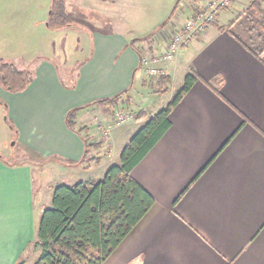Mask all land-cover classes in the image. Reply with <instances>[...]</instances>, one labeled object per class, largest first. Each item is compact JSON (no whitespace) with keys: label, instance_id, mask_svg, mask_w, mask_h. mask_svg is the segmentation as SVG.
Masks as SVG:
<instances>
[{"label":"crops","instance_id":"0c3cea01","mask_svg":"<svg viewBox=\"0 0 264 264\" xmlns=\"http://www.w3.org/2000/svg\"><path fill=\"white\" fill-rule=\"evenodd\" d=\"M74 1L78 9L71 21L77 25L60 32L65 50L72 45L70 57L65 51L54 55L58 59L40 57L35 79L9 92L6 101L22 149L56 153L66 159L56 162L87 174L81 179L76 172L56 187L102 180L187 74L200 76L171 112L170 129L131 173L154 197V206L103 264H264V1L233 0L162 65L166 79L151 78L142 65L143 57L166 48L161 23L131 35L125 18L108 9L116 0ZM206 1H188L170 26H182ZM91 11L98 22L89 20ZM166 90L173 91L172 99L156 106L152 97ZM143 92L152 96L139 100ZM118 95L113 106L95 103ZM74 108H81L75 119L77 128H85L81 133L66 124ZM123 113L133 118L121 122ZM138 114L147 118L138 120ZM32 172L30 163H0V264H17L22 255L35 256L34 264L40 256L39 247H30L50 204L37 198ZM54 188L46 195L53 197Z\"/></svg>","mask_w":264,"mask_h":264},{"label":"trees","instance_id":"16d2710c","mask_svg":"<svg viewBox=\"0 0 264 264\" xmlns=\"http://www.w3.org/2000/svg\"><path fill=\"white\" fill-rule=\"evenodd\" d=\"M50 11L49 28L64 30L76 25L67 13L66 0H52ZM251 51L257 53L252 48ZM0 76L3 85L14 92L25 89L31 81L11 62L0 64ZM198 79L200 76L195 71L187 74L171 102L142 125L123 149L120 161L108 169L102 180L55 187L52 202L43 211L39 223L36 245L40 256L34 264H103L115 253L155 204L154 197L131 173L170 129L171 112ZM120 97L95 103L110 107ZM80 109L74 108L66 116L68 128L78 133L85 129L76 127ZM146 118V114L136 117ZM8 124L11 125L9 121Z\"/></svg>","mask_w":264,"mask_h":264},{"label":"rangeland","instance_id":"374dc122","mask_svg":"<svg viewBox=\"0 0 264 264\" xmlns=\"http://www.w3.org/2000/svg\"><path fill=\"white\" fill-rule=\"evenodd\" d=\"M73 1L68 0L67 2L66 0L67 8L72 14L70 15V20L72 16L73 19H76L73 12L76 11L75 9H78L77 4L75 5V1ZM116 1V4L108 9L119 16L118 20H121L122 17L125 18V21L128 22V25H126L128 27L127 33L131 30V35L143 33L156 23H161V27L164 23H171L172 20L176 19L175 15L177 11L181 8L183 9L185 4L190 2V0H181L178 8L172 15L179 0ZM51 3L52 0H0V64L5 62L15 63L20 70H23L27 74L30 80L35 79L37 76L38 71L36 68L38 63L35 61H38L40 57L58 59L54 55H57L58 52V54L64 56V51L70 57V51H72V45L66 47V50V45L62 46L63 35H60V32L63 30H53L48 27ZM87 16L91 18L89 19L91 22H98V18H100L94 11H91V14ZM171 17L172 19L170 20ZM182 18L184 21L187 17L183 15ZM151 36L153 37L152 34ZM68 41L70 44L75 43L73 39H69ZM9 59L12 60L10 61ZM29 59L31 60L29 61ZM56 62L60 66L59 72L63 81L69 82L70 80L66 76L65 68L58 60ZM9 92L16 93L3 85L0 76V163L9 166L30 163L33 170L34 192L37 198L49 199V204H51L52 196L50 193V195H46L47 190H52L53 187H56L60 180L71 181L73 179L72 176L76 172L79 173L81 179H87L84 178L87 177V174L81 171V169L56 162L57 159L66 161L65 158L57 156L56 153L50 154L51 156L48 157L49 155L41 156V151L40 154L29 146L22 149L20 146L22 134L18 132L16 127L14 128L8 111L6 101ZM167 92H164L165 95H155V97H152L156 101L153 103L158 106L164 100L170 101L173 98H171L173 91L171 93ZM140 94L139 100H144L151 95L149 93L144 94V92ZM8 121L11 125L8 124ZM36 244L37 241L32 243L30 247L31 251H35ZM34 258L35 256H19L17 264H32Z\"/></svg>","mask_w":264,"mask_h":264},{"label":"built area","instance_id":"2783aa9c","mask_svg":"<svg viewBox=\"0 0 264 264\" xmlns=\"http://www.w3.org/2000/svg\"><path fill=\"white\" fill-rule=\"evenodd\" d=\"M232 1L233 0H208L202 4L182 26L172 27L170 24H167L159 29V35L165 39L167 45L164 51L149 58H142V65L147 67L149 76L151 78L167 77L168 70L162 65L175 60L177 53L183 47L188 46L193 39L201 35L210 25L215 23L217 15L222 10L229 8ZM132 118V113L119 114L118 117L121 122L128 121Z\"/></svg>","mask_w":264,"mask_h":264},{"label":"water","instance_id":"95a60500","mask_svg":"<svg viewBox=\"0 0 264 264\" xmlns=\"http://www.w3.org/2000/svg\"><path fill=\"white\" fill-rule=\"evenodd\" d=\"M49 14H51V11L49 12Z\"/></svg>","mask_w":264,"mask_h":264}]
</instances>
